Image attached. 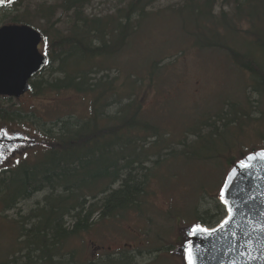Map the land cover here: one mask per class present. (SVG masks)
Returning <instances> with one entry per match:
<instances>
[{"label":"trees","instance_id":"trees-1","mask_svg":"<svg viewBox=\"0 0 264 264\" xmlns=\"http://www.w3.org/2000/svg\"><path fill=\"white\" fill-rule=\"evenodd\" d=\"M95 1L7 0L0 6V26L28 25L44 36L48 65L32 81L33 95L74 91L90 97L88 116L51 122L0 97L1 125L31 127L55 142L41 160L0 167L3 213L46 193L17 221L12 245L17 254L0 264H80L73 240L93 226L91 217L103 206L108 218L137 209L151 183L161 178V168L180 159L230 168L235 159H225L234 147L223 142L225 135L238 139L246 127L264 121V0H178L163 8L157 6L161 0H103L111 7L100 13L91 9ZM169 19L177 21L178 38L223 53L249 77L244 102L224 101L196 127L183 129L179 140L145 112L142 100L146 86L161 79L165 60H175L183 50L152 58L144 70L120 79V59L149 28L154 40L164 34ZM254 96L261 100L251 101ZM201 190V198L208 196L212 204L193 215L214 227L226 216L225 208L217 195ZM131 259L121 254L88 264H135Z\"/></svg>","mask_w":264,"mask_h":264},{"label":"rangeland","instance_id":"rangeland-1","mask_svg":"<svg viewBox=\"0 0 264 264\" xmlns=\"http://www.w3.org/2000/svg\"><path fill=\"white\" fill-rule=\"evenodd\" d=\"M177 1L161 0L157 6L163 8ZM109 7L110 3L97 0L91 9L100 13ZM165 22L162 29L164 34L155 35L157 39L154 40L149 37V28L148 34L136 40L132 49L120 59L124 69L120 79L122 82L127 74L138 72L140 68L144 70L142 67H147L152 58H164L183 50L175 60H165L166 67L162 70L161 79L155 80L152 86H146L142 100L145 112L158 118L168 131L180 135L179 140L183 129L196 127L205 114L218 109L224 101L244 102L245 85L249 77L240 72L223 53L202 51L188 38H178V33H173L177 25L175 19ZM153 42L156 45L153 46ZM41 50L44 52L45 49L41 47ZM250 100L255 102L261 99L254 96ZM14 102L25 112L36 113L48 122L70 116L86 117L90 113V97L74 91L46 92L39 96L28 94ZM262 103L264 107V100ZM4 129L9 134L24 135L36 143L35 146L25 144L18 147L19 150L8 156L2 167L41 160L51 147L37 129L0 124V132ZM243 131L237 135L238 139L234 134L225 135L223 142L234 147L226 155L225 161L231 158L239 161L253 150L264 148V121L256 126L254 123ZM195 151L207 154V151ZM195 161L180 159L170 163L169 168H161V178L164 175L168 177L151 183L147 196L137 208H141V212L122 213L118 219L99 223L73 240L72 248L78 253L79 263L88 264L99 260L98 263H102L108 256L123 254L133 258L131 260L135 264H185L182 253L174 254L181 245L182 232L195 225L197 218L193 213L198 208L199 212H203L212 204L208 196L201 198V188H205L207 194L218 195L229 172L225 164L221 169L211 162ZM45 194L36 195L11 212L3 213L0 206V263L13 259V254H17L12 248L18 239L17 221L26 219ZM135 234H144V238L135 239Z\"/></svg>","mask_w":264,"mask_h":264},{"label":"water","instance_id":"water-1","mask_svg":"<svg viewBox=\"0 0 264 264\" xmlns=\"http://www.w3.org/2000/svg\"><path fill=\"white\" fill-rule=\"evenodd\" d=\"M6 1L0 0V6L4 5ZM42 41L43 35L28 25L11 24L0 27V97L20 99L31 91L30 80L43 71L47 64L46 56L39 50ZM4 131L7 132L5 129L0 132V154H2L0 164L7 159L10 152L16 151L19 146L25 144L35 146V141H29L21 134L10 135L7 132L9 136L6 137L3 135ZM260 151H255L252 154ZM255 163L259 165V168L254 171V176L242 178L245 187L250 188L254 182L264 185V180L259 179L260 173L264 172V162L256 161ZM237 164L238 162L232 166L224 184ZM237 171L239 172V169ZM218 199L220 200L219 196ZM221 204L224 206L222 202ZM250 207L252 206L244 205V210H248ZM255 208L264 210V203L256 201ZM251 214L257 220L260 219L257 211H253ZM220 224L214 229H218ZM194 226L197 225L183 230L182 246L189 238L187 232ZM255 227V225H249L245 215L237 214L225 229L214 233L212 239H196L194 248L196 244L202 248H208V252L198 258V264H264V232L255 231ZM213 245L216 249L214 257L212 254ZM182 246L178 249L179 253H183ZM251 257L257 258L250 259ZM184 261L187 264L185 256Z\"/></svg>","mask_w":264,"mask_h":264},{"label":"snow or ice","instance_id":"snow-or-ice-1","mask_svg":"<svg viewBox=\"0 0 264 264\" xmlns=\"http://www.w3.org/2000/svg\"><path fill=\"white\" fill-rule=\"evenodd\" d=\"M3 135L8 137L9 134L4 131ZM11 138V137H9ZM2 158V154H0ZM256 161L264 162V151H260L255 154L247 155L246 158H242L236 167L233 168L232 173L229 175L227 182L223 185V188L219 194L220 201L224 204L227 210V218L220 224L218 229H209L200 225L194 226L187 232L185 243L182 246L183 254L187 260V264H198V258L202 257L208 252V248H202L199 244L195 245L196 239H212L214 233L225 229L236 217L237 214L245 215L250 226L255 225L254 228L257 232H264V210L255 208V202L260 201L264 203V185L259 183H253L252 186L245 187L242 182V178L253 177L254 171L259 168ZM239 169V172L237 171ZM260 180H264V172L259 175ZM244 205H250L248 210H244ZM257 211L260 217L257 220L252 216V212ZM251 243V241H250ZM213 248V257L215 255V245ZM257 257H251L250 259H256Z\"/></svg>","mask_w":264,"mask_h":264},{"label":"flooded vegetation","instance_id":"flooded-vegetation-1","mask_svg":"<svg viewBox=\"0 0 264 264\" xmlns=\"http://www.w3.org/2000/svg\"><path fill=\"white\" fill-rule=\"evenodd\" d=\"M49 143H52V142H49ZM103 208H104V206H103ZM103 208L100 209L99 211H97V212L91 217L90 223H93V226H92V227L96 226V225L99 224V223H102V222H105V221L109 220L107 214H104ZM115 216L118 217L119 215L116 214ZM110 220H111V219H110ZM92 227H91V228H88V229H87L86 231H84L82 234L87 233L88 231H90V230L92 229ZM135 232H136V231H135ZM136 233L138 234V232H136ZM82 234H81V235H82ZM137 234H135V237H137V238H135V239H142V238H144V237H143L144 234H143V236H141V235H137ZM180 239H181V237H180ZM119 255H120V254H119ZM119 255H118V256H119Z\"/></svg>","mask_w":264,"mask_h":264}]
</instances>
